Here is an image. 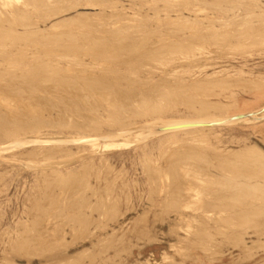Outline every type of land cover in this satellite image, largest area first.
Returning a JSON list of instances; mask_svg holds the SVG:
<instances>
[{
  "label": "rangeland",
  "instance_id": "obj_1",
  "mask_svg": "<svg viewBox=\"0 0 264 264\" xmlns=\"http://www.w3.org/2000/svg\"><path fill=\"white\" fill-rule=\"evenodd\" d=\"M1 94L33 102H0L26 137L257 111L264 0H0ZM243 121L2 155L0 264H264V121Z\"/></svg>",
  "mask_w": 264,
  "mask_h": 264
},
{
  "label": "bare ground",
  "instance_id": "obj_2",
  "mask_svg": "<svg viewBox=\"0 0 264 264\" xmlns=\"http://www.w3.org/2000/svg\"><path fill=\"white\" fill-rule=\"evenodd\" d=\"M11 77H13V76H11ZM12 80H13V78H12ZM4 84H6V83H3V85ZM10 89H12V88H10ZM11 91H13V89ZM1 92H2V90H1ZM3 92L4 93L8 92V89H7V91L4 90ZM9 92H10V90H9ZM6 94H8V93H6ZM3 95H5V94H3ZM0 96L2 97V94ZM6 96L8 97V95H6ZM11 96H12V94H11ZM11 96H10V98H11ZM107 97H109V96H107ZM100 98L101 97H99V99ZM2 99H3V97L1 98V100ZM12 99H13V97H12ZM106 99H109V98H106ZM100 100H102L101 102L104 101L105 103L109 102V100H106L107 101L106 102L105 100H103V98H101ZM14 101L16 103L11 102V104L12 103L14 104V105L12 104L14 106V108L16 107L15 104H19V106H20L21 103H19V102L17 103V99H15ZM0 102H3V101H0ZM5 102L6 101L3 102L4 104H1V103L0 104L3 106L4 105L7 106L5 104ZM23 102L27 103L28 100L27 101L25 100ZM23 102H22L23 106L21 104L22 107L25 106V103H23ZM30 102H31V100L29 101V103ZM96 102H98V101H96ZM8 103L10 104L9 101H8ZM31 103L32 104H29L30 107H31V105H33V102H31ZM12 105L10 108H8L9 106H7V108L9 109V113L11 110H13L14 112L17 111L18 114L15 113L16 115H19L20 113L18 111L21 108L19 110H18L19 107H16L14 109ZM115 105H113V103H112V105H110L111 107L109 106V108L106 105L107 108L109 109V110L106 109L109 111L108 117L105 121L107 124H114L116 122V117H118V115L116 114V111H114V109H113V106H115ZM27 106H28V104H27ZM149 106H151V105H149ZM153 106H155V105L153 104ZM30 107H26L25 109L30 108ZM1 108L2 107H0V109ZM34 108H35V105L33 107V110H34ZM110 108H112V109H110ZM147 108L148 107L146 106V109ZM8 109H7V112H8ZM3 110H5V109H3ZM22 110L24 111V109H21V111ZM35 110H37V108H35ZM106 110H105V112H106ZM157 110H158V108H157ZM102 111H104V110H102ZM2 112L0 111V113H2ZM24 112H26V110ZM133 114H134V112H133ZM25 115L22 114V116L20 118L18 116H16L19 118L18 121H13L14 119H12L11 121H13V122H11V123H7V121L5 124H2V125L0 123V157H2V155L12 154L15 150H18V149L25 150L28 148H32L34 151H36V150L37 151L38 150H45V151L48 150V152H49L48 154L50 155L53 152H57L59 150L67 148V146L69 144H73V145H77V146H84V147L89 146L93 150H96V149L97 150L98 149L104 150V151L105 150H111V149H120L121 150V148L122 149L124 147L127 148V146H128V148H130L129 145L131 146L132 143L141 141L142 139L146 140L147 137H151V136L154 137V136H161V135H174V134H177L179 132H184V131H203V130H206L209 128L223 127V126H228V125L240 123V120L241 121L244 120L243 122H252V123L253 122H261V121H264V107L257 110V111H252V112L244 113V114H235V115L224 116L223 118L200 119V120H190L189 119V120H179V121L178 120L177 121L171 120V121H165V122L164 121L163 122H157L156 121V122H152V123L145 124V125L124 126V127L119 128V129H116L117 128L116 127L115 128L116 130H113L110 132H105V133H96V134H89V135L78 136V137H65V138H61V137L60 138L59 137L44 138L40 135H36V136L33 135L32 137H29V136L26 137V135L25 136L16 135L17 132L24 130L26 128V126L29 127V125H30L28 120H26L27 122L25 121V118H24ZM9 116H13V115L9 114ZM9 116H8V118H10ZM5 117H7V116H5ZM14 117H15V115H14ZM18 118H16V119H18ZM61 121H59V122H61ZM89 122H91V121H88V123ZM33 123H34V121H33ZM88 123L85 124V126L88 125ZM92 123H89V124L93 128L94 123H93V126L91 125ZM117 125H121V123L120 124L117 123ZM88 126H86V127H88ZM34 127H35V125H34ZM50 158H51V156H50ZM186 169H189V168H186ZM186 169H185V171H186ZM185 174L186 173H184V175ZM199 176H201V174ZM199 176H198V178H199ZM184 178L185 177H183V179Z\"/></svg>",
  "mask_w": 264,
  "mask_h": 264
}]
</instances>
